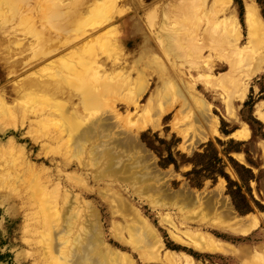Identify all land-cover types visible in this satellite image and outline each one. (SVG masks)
<instances>
[{
    "label": "rangeland",
    "instance_id": "1",
    "mask_svg": "<svg viewBox=\"0 0 264 264\" xmlns=\"http://www.w3.org/2000/svg\"><path fill=\"white\" fill-rule=\"evenodd\" d=\"M33 1L20 0L11 7L16 17H26L36 26L39 40L46 46L31 52L20 41L6 51L0 40V264L63 263L61 252H53L52 246L62 251L63 247L65 251L71 249L74 238L84 229L82 222L76 224L68 244L58 233L57 224L62 223L61 216H56L62 209H57L58 198L64 193L80 212L87 206L95 210L102 242L127 254L133 264H165L159 259L165 250L188 254L193 261L185 264H264V33L253 35L247 27L245 0H240L242 23L233 0L224 12L214 7L213 0H185L177 13L173 0H49V4L46 0L41 8L53 11L47 17L52 20L47 30L34 16L37 5ZM252 2L264 22V0ZM94 7L96 11L91 10ZM150 7L158 11L148 19L144 15ZM80 11L83 17H78ZM231 17L238 23L239 32L235 34L229 33ZM59 23L62 27L51 33L53 25L55 28ZM51 34L57 35L55 40L49 39ZM115 55L119 59L112 63ZM75 63L80 67L74 71ZM121 70L132 86L136 79L142 80V88L135 93L122 88L117 76ZM113 73L119 86L108 82L107 90L99 75ZM35 78L45 84L41 86ZM25 91L38 95L27 97ZM83 93L98 98L95 103L93 99L87 101L89 110L80 107L79 95ZM245 99L252 100L251 110L242 105ZM49 100L62 101V106L45 113L40 104L46 109ZM74 108L79 115L73 113ZM75 116L78 126L68 131L75 123L69 117ZM94 122L105 123L108 129L92 139L94 144L92 140L91 144L85 142V147L74 151L71 141L76 133ZM126 137H135L147 159V171L160 178L161 191L187 192L197 204L191 208L159 204L160 200H153L154 195L137 194V190L112 177L94 179L102 165L92 163L89 150L98 145L96 151L111 149L125 161L126 149L114 145L126 141ZM207 141L215 145L224 171L232 179L235 176L226 155L245 165V157L250 160L253 165L248 166L256 180L248 182L249 193L261 206L251 204L249 212L237 213L219 176L214 181L202 179L199 187L189 184L183 173L191 165L185 159ZM235 145L245 147L247 154L222 153L223 148ZM171 159L174 163H167ZM23 162L47 169L39 174L41 181L49 179L43 189L36 186V171L28 170ZM112 190H117L150 224L161 243L158 252L154 248L157 241L142 247L136 234H132L135 248L126 243L127 233L118 228L125 221L113 208ZM208 199L218 213L229 208L230 218L224 220L230 231L217 224V215L205 214L203 204ZM87 213L88 209L82 212L81 220ZM163 217H171L169 220L182 231L197 228L223 241L227 245L225 253L199 251L175 242L169 234L173 229ZM237 237L247 239L240 241ZM187 251L219 257L194 258Z\"/></svg>",
    "mask_w": 264,
    "mask_h": 264
},
{
    "label": "bare ground",
    "instance_id": "2",
    "mask_svg": "<svg viewBox=\"0 0 264 264\" xmlns=\"http://www.w3.org/2000/svg\"><path fill=\"white\" fill-rule=\"evenodd\" d=\"M17 1H20V0H0V12H1V14H0L1 15V17H0V40L2 42V45L4 46V49L6 50L7 48H11V47H13V44L19 43L20 41L24 42L25 47L28 50H31V52H34V50L37 49L38 47L40 49H43L46 46V43H44V41L39 40V37L41 36V34L35 28L36 26H34V24H32V22H28L27 18L23 17L22 15H20L22 17H19V18L16 17L15 14L17 12L14 13L16 10H14V12H13L12 9H14V8H12L11 6L13 3H15ZM34 1H33V3H34ZM44 1H46V0H36L35 4L37 5V10H36V12L34 10L33 11L35 12L34 16L37 15V16H35V18L39 17L38 21L41 24V26L45 27L43 29L47 30L48 26H49V28H51V25H52V23H50V21H52V20H50L47 17L53 11H47L44 8H41L40 4H42ZM173 1L174 2H171V3L173 5H175V7H177V11L175 12V13H177L181 9V6L183 7V2L185 0H173ZM17 3H19V2H17ZM49 3L50 2L48 0L47 4H49ZM230 3H231V0H213L214 7H219V11H221V12L226 11V9L230 5ZM185 4H187V3H185ZM16 7L17 6H15V8ZM49 7H51V5ZM244 7H245V14H244L245 23H246L247 27L249 28L250 32L253 35H256V34L261 35L262 32L264 33V22L260 18L259 14L257 13V10H256L252 0H245ZM91 10L96 11V8L94 7ZM156 11H158L157 7H155V8L150 7L149 10H147L145 12L144 16H146V18H148V19L152 18L153 13ZM83 15H84V13L80 11L78 14V17H83ZM171 16L173 17V20L177 19L176 15L175 16L171 15ZM204 16L209 21V18L207 17V15H204ZM57 17H60V15H58ZM6 19L9 20V21H7V23L5 22ZM230 20H231V23H230L231 27H230L229 33L232 32L233 34H235L236 32H239L238 31V23H237L236 18L231 17ZM230 20H227V22H229ZM205 22H207V21H205ZM61 27H62V24H60V23H59L58 27L55 26V28L53 25L51 33L57 32ZM48 35H46V36H48ZM59 35H61V34H59ZM46 36L43 35L44 39L48 38V37L46 38ZM54 36H57V35L51 34V37L49 39L52 41V39L56 38ZM256 37L258 39L259 36H256ZM63 38L64 37H62V39ZM59 39L61 40V38H59ZM261 42H263V41H261ZM81 45L78 48V50L82 47ZM117 59H119V58L115 55L110 60L112 61V63H115L117 61ZM74 65H76L74 67V71L80 67L78 65V63H75ZM207 67L208 66H206V68ZM107 74L106 75H101V74L99 75V78L101 79V81L103 80V82H105V86H103V88L108 90V82H110V83L114 82L115 84H117L119 86L118 80H116L115 73H113L111 75L110 74L107 75ZM117 76L120 78V82H121L120 86L122 88H124V87L128 88V91L131 93H133V92L135 93L137 88L138 89L142 88L141 87L142 86L141 85L142 80L140 81V80L136 79L135 85L132 86L130 84V80L125 79L127 77H126V73L123 70L118 72ZM34 80L38 81V83H40L41 86H43V84H45V82L41 81L40 78H35ZM69 86H70V84H69ZM86 93L79 95V97L81 98L79 100L80 101V107L83 110H89V109H87V107L89 105L87 103V101L89 99H93L91 101L92 103L97 102V99H98L95 95L94 96L91 95V97H90L87 94L88 96H85ZM89 94H92V93H89ZM99 94H102V92ZM37 95H38V93H33L32 91H29V92L25 91L24 92V96H27V97H34ZM129 101L132 102L131 100H129ZM1 102H2V100L0 98V103ZM60 103L62 104V101L49 100V106L45 109L40 104V110H43L45 113H50V111L52 109V111L54 112V110L56 108H59L60 106H62V105H60ZM132 105L135 107V109L139 108L138 104H136L134 102V100L132 102ZM74 109L75 110L73 113L75 115L78 114V112L76 110L77 108H74ZM52 111H51V113H52ZM117 115H119V113ZM77 117L78 116H75L74 118L72 117V119L69 117V119L71 121H74L75 123H71L69 125L68 131L71 130L74 126H76V125L78 126V123H76L77 121L74 120ZM189 119H191V118H189ZM245 128L246 127L244 126L243 129H245ZM106 129H108V126L105 123L99 124L97 122H94V123L88 125V127L84 128L83 130L76 133V137L74 139H72V141H71L72 144L74 145V151L78 152V151H80V148L82 149L83 147H85V146H83L85 142H88V144H91L89 142L92 139L98 137V135L102 134L103 131L105 132ZM235 134L236 133L234 132L231 134V136L235 135ZM125 136H126V134H125ZM134 139H135V137H134ZM134 139L132 137H126L125 138L126 141H122L123 143L117 142L114 145L115 148H116V146H122L124 149H126V152L123 151L124 155H126V158H127L125 161H120L119 160L120 155L118 156V154H116L117 152L111 153V151H110L111 149L103 151L100 153V152H98L100 150L96 151V149L98 148V145H97V148L93 149L91 152H90V150H89L90 148H89L88 153H90V156L92 157L91 158L92 163L96 164L95 166H98L99 163H101V165H102V167H101V165L99 166V167H101V169L100 168H99V170L97 169L98 173L95 174L96 176L94 179L97 180V179H101V178L104 179L105 177H107V178L112 177L114 180L121 181V182L125 183L127 186H129L130 188L137 190L136 191L137 194L144 193V195L145 194L146 195L150 194V196H151V194L154 195L155 199H153V200L156 202L160 200L161 202H159V204H163V203L173 204V203H175L174 205H176V204H179L178 206L181 205V208L182 207L191 208V206L194 203L198 202V201L195 202V198L187 192L186 193L183 192L182 194L181 193L180 194H177V193L174 194L171 192H167L164 188L161 191L162 187H161V183L159 181L160 178L158 177V175L153 174L150 171H147V168H149L146 166L148 164V163L146 164L147 159L145 158V155L141 153L142 149L140 150V147L138 146L137 142ZM35 140H38V139H35ZM92 142H93V140H92ZM93 144H94V142H93ZM94 148H95V146H94ZM103 150H105V149H103ZM113 150H115V149H113ZM87 161L89 162V164H88V162H87V164L90 165L91 164L90 160H87ZM23 165H25L27 167V169L30 171H32V170L36 171V180H35L36 186L40 189H43V187H45L47 184L45 182H48L49 179H47L45 181H41L39 179V177H40L39 174L40 173L45 174L47 169L45 167H40V168L36 169L34 166H30L28 163H25V162H23ZM92 167H94V166H92ZM57 185H58V183L56 184V186ZM115 186H117V185H115ZM109 188H111V187H109ZM118 193H117V190H112L111 203L113 202L112 205H113V208L116 210L115 212L119 213V215H121L125 221V223L118 226V228L121 229V232L125 231L127 233L128 240L126 239L127 242H126V240L124 242L132 245L133 248H135L134 246L137 244L133 242L132 234H136L137 236L140 237L139 243H141V245H143L142 247L147 246L150 243H154V241L155 242L157 241L158 243L154 244V246H155L154 248L158 252V250L161 249V243H159L158 239H155L156 235L154 234V231L151 228L150 224L147 222V220L144 218V216H142L139 213L140 211L137 212L135 210V208H132L127 202H125L124 198L119 196ZM150 200H151V198H150ZM58 201H59V204H58L57 209L59 210L62 208L61 211H58L56 214V216L60 215L62 218V221H61L62 223H60L59 225L57 224L58 230L60 229L58 233L63 234L62 237H64V239L66 238L65 241L67 244L69 243L67 238L70 235V232L73 231V229H75L76 224L82 222V224L84 225L83 231L78 233V235L74 238L73 247L71 249H69L70 251L69 250L65 251L64 247H63L64 251H62V249L57 245L52 246L53 252H55L56 250H59L61 252L60 256H62V258L64 260L62 264H133L132 260H129V256H127V254L120 253L119 251L108 247L106 244H104L102 242L101 232H100L101 230H100V226H99V222H98L99 219L97 218V213L95 212V210H93V208L89 209L91 207L87 206V208L85 210H81L83 212V211H86L88 209V213L86 215H84L83 219L81 220V217L83 215L82 212H80V209L78 207H75L72 204V202L74 203V201L69 199L65 193L61 194L59 196ZM152 203H153V201H152ZM154 204H156V203H154ZM174 205H173V207H174ZM194 207H195V205H194ZM203 207L207 211V213H205L206 215L209 214L210 212H212V215H217L218 216L217 224L221 228H223L224 230L230 231L229 230L230 228L228 229V226L225 222V220H228L230 218L231 211L229 210V208L226 207L223 211L218 213V212H216V210L214 208L215 206H213L212 202L209 199L204 201ZM178 210H180V209H178ZM198 217H200V215ZM163 218H164V220L167 221L168 226L173 229L169 234L175 242L182 244V245L190 246L193 249H196L199 251H204V252L210 251V252H217V253H221V254L225 253L224 248H226L225 246H227V245H225V243H223V241L218 240V239L208 235V233H205V232H203L197 228H195V229L185 228L184 231H182V229H179L176 227L177 224L174 225L175 223H173L172 220H169L171 217L170 218L163 217ZM188 221H190V220L188 219ZM207 221H208V219H207ZM186 223H187V220H186ZM76 229H77V227H76ZM232 230H234V229H232ZM232 230H231V232H232ZM119 238H121V237L119 236L118 239ZM142 249H140L141 252H142ZM144 256L145 255H143L142 258H144ZM150 256H152V254ZM59 259H61V257ZM148 259H149V257H148ZM159 259L162 260L163 262L168 263V264H170V263L179 264V262H184V264H185V263H191L193 261L192 258L184 252H178V251L175 252V251H170V250L163 251V254L161 255V257ZM148 261H152V260H148ZM55 262L57 263L56 260H55ZM58 263H59V261H58Z\"/></svg>",
    "mask_w": 264,
    "mask_h": 264
},
{
    "label": "trees",
    "instance_id": "3",
    "mask_svg": "<svg viewBox=\"0 0 264 264\" xmlns=\"http://www.w3.org/2000/svg\"><path fill=\"white\" fill-rule=\"evenodd\" d=\"M237 3L238 12L237 17L240 23H242V14L243 7L240 0H233ZM251 101L250 99H245L242 102V105H248V109L251 110ZM226 135L228 132L223 131ZM253 135V132H251ZM216 142L220 143L219 139H215ZM232 142L231 139H229ZM239 142V141H237ZM240 144L242 142H239ZM222 153L225 155L228 151L242 152L244 155L247 154V150L245 147L238 148L237 145L231 146L229 148H223ZM229 161V164L233 170L235 178L232 179L228 176V174L224 171L223 162L221 157L218 155L217 149L215 145L211 141H207L201 146V150L193 151L190 157L185 159L187 163H190V169L186 170L183 175L188 180L189 184L194 187L201 186L202 179H210L214 181L217 176L221 177L225 181V193L229 196L230 202L235 209V211L239 214H245L251 210V204L261 206L249 193V185L248 182L250 180H256L255 175L251 171L250 166L253 165L250 160L245 157V162L248 165L237 162L235 159L226 155ZM169 159L172 158L169 153ZM174 163L173 159L167 160V163ZM240 241L246 240L247 237H237ZM177 248V247H175ZM192 257L199 258L202 257L204 259L210 260L213 257H219V255H213L209 253H197L193 251H187ZM3 258V254L0 253V261ZM224 264V263H223Z\"/></svg>",
    "mask_w": 264,
    "mask_h": 264
}]
</instances>
